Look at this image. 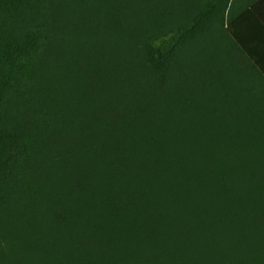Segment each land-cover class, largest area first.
Masks as SVG:
<instances>
[{
	"label": "trees",
	"instance_id": "16d2710c",
	"mask_svg": "<svg viewBox=\"0 0 264 264\" xmlns=\"http://www.w3.org/2000/svg\"><path fill=\"white\" fill-rule=\"evenodd\" d=\"M229 5L0 0V264H264V63Z\"/></svg>",
	"mask_w": 264,
	"mask_h": 264
},
{
	"label": "crops",
	"instance_id": "0c3cea01",
	"mask_svg": "<svg viewBox=\"0 0 264 264\" xmlns=\"http://www.w3.org/2000/svg\"><path fill=\"white\" fill-rule=\"evenodd\" d=\"M228 13L231 22L227 28L230 26L239 43L264 63V0H230Z\"/></svg>",
	"mask_w": 264,
	"mask_h": 264
}]
</instances>
